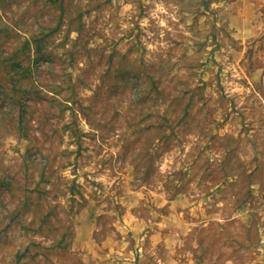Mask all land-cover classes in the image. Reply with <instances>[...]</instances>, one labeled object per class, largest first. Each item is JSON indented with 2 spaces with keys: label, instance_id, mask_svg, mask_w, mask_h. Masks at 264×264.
Instances as JSON below:
<instances>
[{
  "label": "rangeland",
  "instance_id": "rangeland-1",
  "mask_svg": "<svg viewBox=\"0 0 264 264\" xmlns=\"http://www.w3.org/2000/svg\"><path fill=\"white\" fill-rule=\"evenodd\" d=\"M0 264H264V0H0Z\"/></svg>",
  "mask_w": 264,
  "mask_h": 264
}]
</instances>
